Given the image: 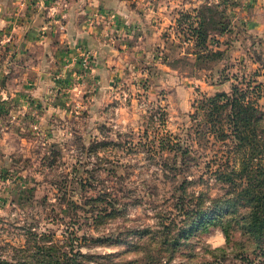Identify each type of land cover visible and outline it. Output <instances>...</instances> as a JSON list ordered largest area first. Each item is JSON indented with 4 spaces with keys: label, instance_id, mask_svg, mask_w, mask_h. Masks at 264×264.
I'll return each mask as SVG.
<instances>
[{
    "label": "rangeland",
    "instance_id": "obj_1",
    "mask_svg": "<svg viewBox=\"0 0 264 264\" xmlns=\"http://www.w3.org/2000/svg\"><path fill=\"white\" fill-rule=\"evenodd\" d=\"M247 1L206 0L200 38L174 31L162 59L128 56L113 84L78 75L61 94L53 82L43 120L39 107L24 117L9 73L0 78V264H264L237 197L236 158L252 148L235 141L238 126L264 135V121L209 100L237 84L264 110V29L243 27L234 8ZM233 168L234 182L219 179Z\"/></svg>",
    "mask_w": 264,
    "mask_h": 264
},
{
    "label": "crops",
    "instance_id": "obj_2",
    "mask_svg": "<svg viewBox=\"0 0 264 264\" xmlns=\"http://www.w3.org/2000/svg\"><path fill=\"white\" fill-rule=\"evenodd\" d=\"M205 1L8 0L6 15L0 5V29L7 32L6 43L0 45L8 49L0 78L10 75L7 97L21 102L24 117L39 107L34 120H43L51 107L42 105L46 93L50 87L53 92V82H60L62 86L56 88L62 94L68 77L79 75L84 48L92 51L93 68L81 79L95 78L96 89L105 80L113 84L115 71L126 67L128 56L140 62L149 56L162 59L174 42V31L199 27ZM238 7L234 8L238 13L242 9L238 17L243 27L253 32L264 29V0H248L245 7ZM186 14L192 18L187 23ZM195 38L193 35L188 42L194 44ZM162 49L163 56L159 54ZM84 80L74 90L82 91Z\"/></svg>",
    "mask_w": 264,
    "mask_h": 264
},
{
    "label": "trees",
    "instance_id": "obj_3",
    "mask_svg": "<svg viewBox=\"0 0 264 264\" xmlns=\"http://www.w3.org/2000/svg\"><path fill=\"white\" fill-rule=\"evenodd\" d=\"M202 24L192 31L194 33L197 32L198 38L204 34L201 29ZM206 49H208V47ZM214 52L218 51L212 50V53ZM246 97L247 96L240 91V86L233 84L230 93L226 91L217 92L215 95L211 96L209 100L215 105V108L230 105L232 109H238L235 113L236 117H239L245 109L259 111L261 113V118L264 121V110L258 109V105L255 107V102L248 101V103H245ZM222 99H225L226 102L222 103ZM232 117V121L235 122L234 114ZM252 117L253 116L246 118L241 116V120L246 121L243 125L250 126L253 124L251 121ZM256 127L255 124L252 127H249V130L252 131L253 135L250 136V133L245 132L242 136V127L238 126L237 131L235 132V141L236 146L239 148H247V146L252 148V151L249 154L244 153L240 158H236L239 159L242 164L240 178L242 179L241 184L244 185L241 189H238L237 197L239 200H244L245 202V210L243 211V218L245 219L243 226L246 229L245 231H248L247 233L260 245L264 243V162L262 161V156H264V135L259 134L257 136L258 133H256ZM229 162L230 158H227L224 167H226ZM221 165H223V163ZM232 173L238 172H236L234 168L230 173H227L224 169H220L218 177L221 180H230V182H234L231 179L233 177ZM225 174H227L226 177H224ZM232 201L235 200L228 199L223 203V206L228 208V211H232L233 208L236 207L235 202ZM261 247L264 248L262 245Z\"/></svg>",
    "mask_w": 264,
    "mask_h": 264
},
{
    "label": "built area",
    "instance_id": "obj_4",
    "mask_svg": "<svg viewBox=\"0 0 264 264\" xmlns=\"http://www.w3.org/2000/svg\"><path fill=\"white\" fill-rule=\"evenodd\" d=\"M81 64L82 68L79 72L80 77H86L93 68V57H92V51L90 49H83L81 52Z\"/></svg>",
    "mask_w": 264,
    "mask_h": 264
}]
</instances>
